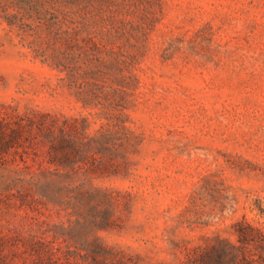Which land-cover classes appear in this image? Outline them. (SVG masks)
<instances>
[{
	"label": "rangeland",
	"instance_id": "1",
	"mask_svg": "<svg viewBox=\"0 0 264 264\" xmlns=\"http://www.w3.org/2000/svg\"><path fill=\"white\" fill-rule=\"evenodd\" d=\"M264 264V0H0V264Z\"/></svg>",
	"mask_w": 264,
	"mask_h": 264
},
{
	"label": "trees",
	"instance_id": "2",
	"mask_svg": "<svg viewBox=\"0 0 264 264\" xmlns=\"http://www.w3.org/2000/svg\"><path fill=\"white\" fill-rule=\"evenodd\" d=\"M237 235H238V241L240 242L239 245L232 244L230 241L227 243L228 246L224 247V250L221 254L218 255L216 258L217 264H225L227 256L229 259L237 258L239 254L232 252L233 249H243L244 246L251 243L254 240V228L247 223L246 221H239L237 222ZM244 260H246V257L242 255L240 257V260L237 262V264H244Z\"/></svg>",
	"mask_w": 264,
	"mask_h": 264
}]
</instances>
